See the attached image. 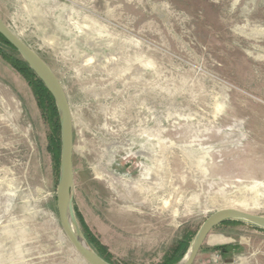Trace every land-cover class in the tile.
Masks as SVG:
<instances>
[{
  "label": "rangeland",
  "instance_id": "374dc122",
  "mask_svg": "<svg viewBox=\"0 0 264 264\" xmlns=\"http://www.w3.org/2000/svg\"><path fill=\"white\" fill-rule=\"evenodd\" d=\"M0 17L64 85L75 205L114 264H163L224 207L264 214V0H0ZM51 132L0 55V264H88ZM260 230L217 225L194 264H264Z\"/></svg>",
  "mask_w": 264,
  "mask_h": 264
},
{
  "label": "water",
  "instance_id": "95a60500",
  "mask_svg": "<svg viewBox=\"0 0 264 264\" xmlns=\"http://www.w3.org/2000/svg\"><path fill=\"white\" fill-rule=\"evenodd\" d=\"M0 33L17 49L21 57L53 95L60 121V161L56 189V209L62 228L76 251L88 264H114L89 243L75 205L74 123L71 104L64 85L44 57L30 46L0 17ZM226 220L249 222L264 230V214L236 207H224L211 213L197 231L183 257L174 264H194L209 233Z\"/></svg>",
  "mask_w": 264,
  "mask_h": 264
},
{
  "label": "trees",
  "instance_id": "16d2710c",
  "mask_svg": "<svg viewBox=\"0 0 264 264\" xmlns=\"http://www.w3.org/2000/svg\"><path fill=\"white\" fill-rule=\"evenodd\" d=\"M0 55L3 59L8 61L19 73H21L26 80L28 81L29 85L31 86L38 105L40 109L45 112L46 119L51 125V144L50 149L54 155V162H55V171H59V161H60V121H59V114L58 109L56 106L55 99L50 91L47 89L43 81L37 76V74L31 69L28 63L21 57L20 53L17 49L0 33ZM56 200V197H55ZM77 215L80 220L82 229L86 238L88 239L91 246L105 259L114 263L110 256L112 255L108 247L104 245L97 236L91 231V229L86 224L84 218L77 210ZM243 222L241 220H226L221 224L225 223H238ZM196 234H188L181 239L180 243L177 247L174 248L171 256L167 261L163 264H174L178 260H180L183 255L188 250L189 246L191 245L194 237ZM234 245L231 244H220L214 247L215 250L220 252L222 255H226L228 252H231L234 249Z\"/></svg>",
  "mask_w": 264,
  "mask_h": 264
},
{
  "label": "bare ground",
  "instance_id": "6f19581e",
  "mask_svg": "<svg viewBox=\"0 0 264 264\" xmlns=\"http://www.w3.org/2000/svg\"><path fill=\"white\" fill-rule=\"evenodd\" d=\"M111 179H112V181H114V180L118 181L119 180V178H115L114 176H111Z\"/></svg>",
  "mask_w": 264,
  "mask_h": 264
},
{
  "label": "crops",
  "instance_id": "0c3cea01",
  "mask_svg": "<svg viewBox=\"0 0 264 264\" xmlns=\"http://www.w3.org/2000/svg\"><path fill=\"white\" fill-rule=\"evenodd\" d=\"M260 232H263V234H264V230L262 229V230H260ZM233 250H235V249H233Z\"/></svg>",
  "mask_w": 264,
  "mask_h": 264
}]
</instances>
